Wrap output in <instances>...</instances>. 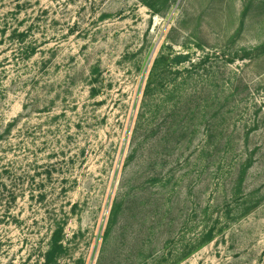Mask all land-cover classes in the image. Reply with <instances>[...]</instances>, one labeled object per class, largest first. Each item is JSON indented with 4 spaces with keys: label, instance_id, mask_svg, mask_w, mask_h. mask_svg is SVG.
<instances>
[{
    "label": "rangeland",
    "instance_id": "obj_1",
    "mask_svg": "<svg viewBox=\"0 0 264 264\" xmlns=\"http://www.w3.org/2000/svg\"><path fill=\"white\" fill-rule=\"evenodd\" d=\"M160 54L187 94L146 115ZM0 134V264H264V0H0Z\"/></svg>",
    "mask_w": 264,
    "mask_h": 264
},
{
    "label": "trees",
    "instance_id": "obj_2",
    "mask_svg": "<svg viewBox=\"0 0 264 264\" xmlns=\"http://www.w3.org/2000/svg\"><path fill=\"white\" fill-rule=\"evenodd\" d=\"M187 59H189V54H175L172 57H170L169 55L160 54L155 57L152 63V67L149 70V74L147 76V81L144 86L143 97H142V105H143L144 113L146 115L147 113H151V110H149L151 102L153 104L152 105L153 110L155 108L158 110L159 105L157 104V102L159 101L158 99H160V96H162L164 99L172 100L175 97V95H177V99L179 101H181L182 95L186 96L187 93L182 94L180 90L181 88H184L185 85L184 83L189 78L185 77L184 79H182L181 76H179V74L182 75V71L184 69L186 70V67H181V66H183L182 63H184ZM192 65L195 66L197 65V63H194ZM166 104L167 102L163 104L162 101V106H165ZM172 106H177V103L173 104ZM209 137L211 138V134ZM0 139H2L1 134H0ZM208 147H209V142L207 137L205 136L202 149L207 150ZM249 162H250V158H245L242 164L235 165V171H236L234 178L235 184L233 183V185L235 186V190L234 192L232 191L234 199H238L239 196H241L240 193L241 182L243 179L245 169L249 165ZM7 172L8 171L6 166L0 169V221L3 219L7 221L8 218L12 217L13 209H11V205L15 203L17 198L16 192L14 190H9L10 188H8L9 186L12 187L15 184L9 182L8 180L9 176L6 175ZM239 199L242 201V203L238 206V208H236L235 212L229 209L226 213L227 218L239 219L240 217L246 216L252 210V207H254V205L256 204V202H250L247 198L240 197ZM114 212L115 210H112V213ZM217 221L219 223V220ZM215 227L216 228L214 227L213 228L217 229L218 225L216 224ZM225 227L226 226L220 228V230L222 231L223 228ZM213 228L205 229V232L202 234L198 246L202 247L205 244L210 243L214 239L213 235L215 230ZM60 237H61V230L60 229L55 230L51 236L49 250L45 254V260L47 262H49L50 259H52V257L56 253L62 250V243Z\"/></svg>",
    "mask_w": 264,
    "mask_h": 264
}]
</instances>
